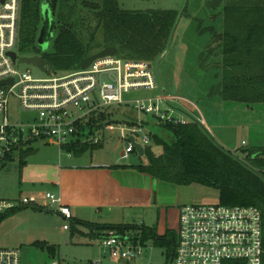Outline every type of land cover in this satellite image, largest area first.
<instances>
[{"label":"rangeland","instance_id":"obj_1","mask_svg":"<svg viewBox=\"0 0 264 264\" xmlns=\"http://www.w3.org/2000/svg\"><path fill=\"white\" fill-rule=\"evenodd\" d=\"M117 1L126 10H173L180 13L164 52L153 62L158 89L131 91L124 95V99L135 100L165 95L170 101L169 106L185 115L186 120L197 122L217 146L234 158L243 160L244 163L246 160L243 149L258 147L264 149V104L246 105L223 101L217 93L210 91L211 87L220 82V69L216 65L220 62L221 56L199 58L210 39V33L206 29L213 26L217 32L222 30V16L219 14L221 9L209 8L207 5L210 0ZM48 18L54 23V27L51 37L46 39L44 46L41 49L38 46L41 54L52 52V38L57 34L61 22L57 14L54 16L48 14ZM70 22H73L72 30L89 51L102 45V28L98 27L92 11L79 8ZM199 24L201 32L206 30L201 34L197 32ZM216 52L219 50L216 49ZM200 59L207 60L209 67L206 70L201 68ZM16 68L20 71L28 70L33 78L48 77L29 64L17 62ZM65 73L54 69L53 76L61 77ZM132 107L133 104L129 103L131 110ZM115 111L117 110L111 108L105 113L110 112L112 114L110 120L121 123L124 118ZM27 115L14 97L8 99L7 117L10 122L19 123ZM105 120L108 121L107 118ZM152 125L149 129L145 128V132L148 130L159 132L155 121ZM95 135L102 139L101 145L92 152L87 150L82 156V161L86 162V159L89 161L93 154L106 162L114 163L117 160L123 165L140 164L142 159L136 154H131L127 160L121 158L125 143L115 133L96 132ZM150 145L156 154L162 153V147H156L157 145L153 143ZM30 147L34 152L25 158V164L20 163L19 152L12 153L10 158H3L0 163V199L18 200L26 197L36 203L34 206L21 208L1 220L0 247L17 249L20 264H92L97 261L100 264H124L103 253L98 236L100 231L96 228L81 223L64 222L50 211L44 199L46 183L36 187L32 192L25 190L27 185L20 176V169L25 165L46 163L49 160H55L57 163L58 157L66 164L69 161L67 156H72V153L58 149L49 141L38 140L31 143ZM77 158L73 156L71 160L79 163L80 159ZM134 178L140 176L137 174L127 176L126 181L130 186ZM149 180L145 178L147 186L141 188L142 192L134 191L133 197L125 199L128 205L125 209L113 212L108 220L114 223L111 225H145L155 227L159 235L176 234L179 227V206L219 202L218 191L210 187L200 184L173 186L162 182H156L154 186V180L151 179L150 183ZM80 218L85 221L92 220L87 217ZM64 224L69 230L62 229ZM121 234L136 237L138 231L129 230ZM4 242L9 244L4 245ZM164 255V248L155 246L150 250L148 260L152 264H164Z\"/></svg>","mask_w":264,"mask_h":264},{"label":"trees","instance_id":"obj_2","mask_svg":"<svg viewBox=\"0 0 264 264\" xmlns=\"http://www.w3.org/2000/svg\"><path fill=\"white\" fill-rule=\"evenodd\" d=\"M42 1L21 0L17 52L23 57L42 55L54 69L63 72L79 70L84 59L106 47H116L118 55L125 59L154 62L164 52L180 15L173 10H126L117 0H46L52 16L57 14L61 22L57 34L52 38V52L41 54L37 40L42 23L44 41L51 37L54 27L48 15H42ZM207 6L213 10L220 8L219 14L222 16L221 32H217L213 26L206 29L210 33V39L204 52L199 55V58L206 59L211 55L221 56L216 65L220 69V82L211 87L210 91L217 93L226 102L264 104V0H210ZM79 8L92 11L98 27L102 28V45L92 48L91 51L72 30L73 22L70 20ZM200 26L199 24L197 28L199 34L206 31L201 32ZM200 66L206 70L209 67L207 60L200 59ZM98 114L93 121L98 123L96 128L100 129L102 122L106 118L110 120L112 114L102 111ZM156 126L159 132L150 131L149 134L151 142L162 147V153L155 155L150 146L146 147V164L133 168L156 182L173 186L200 184L213 188L218 191V203L224 206L257 208L262 217L264 249V149H243L246 160L244 163L217 146L195 121L183 125L168 123ZM99 147L100 145L76 144L65 147L64 150L79 157L87 150L92 152ZM18 152L20 163L25 164V158L34 150L27 148ZM12 153L14 150L4 158H10ZM19 209L21 208L0 215V222ZM73 222L96 228L100 233L106 229H116L121 233L137 230L138 235L132 237L135 243L153 242L155 246L164 248L169 257H172L176 246L175 233L159 235L155 227L98 226ZM52 250L53 248L50 249ZM224 264L244 263L226 261Z\"/></svg>","mask_w":264,"mask_h":264},{"label":"built area","instance_id":"obj_3","mask_svg":"<svg viewBox=\"0 0 264 264\" xmlns=\"http://www.w3.org/2000/svg\"><path fill=\"white\" fill-rule=\"evenodd\" d=\"M21 0H0V163L6 154L31 148L38 140L49 141L58 149L80 145H99L102 139L96 132L116 134L125 143L122 155L134 152L129 138L144 149L151 142L144 124L174 123L183 125L185 115L168 105L165 95L125 100L131 91L158 89L153 62L125 59L118 55L94 60L85 70L66 72L55 77L54 68L46 78L37 79L31 73L16 68L18 59L17 33ZM9 53L16 54L15 62ZM11 81V82H10ZM14 97L27 117L19 123L7 117L8 99ZM150 119L137 118L135 122L115 120L98 123V112L129 107ZM136 105V106H135ZM94 120V121H93ZM147 128V127H146ZM84 136V137H83ZM49 206H56L64 222H71L72 214L61 203L59 194L45 192ZM28 198L1 200L0 215L27 205ZM62 229L69 230L64 224ZM172 257L165 250L164 264H224L241 261L244 264H262V217L252 206H224L217 204H190L179 207V227ZM100 247L105 255L124 264H152L148 260L153 242L135 243L129 235L115 229L99 234ZM157 247V246H156ZM0 264H20L16 249L0 248ZM55 264V263H51ZM92 264H100L99 261Z\"/></svg>","mask_w":264,"mask_h":264},{"label":"crops","instance_id":"obj_4","mask_svg":"<svg viewBox=\"0 0 264 264\" xmlns=\"http://www.w3.org/2000/svg\"><path fill=\"white\" fill-rule=\"evenodd\" d=\"M132 110L129 107L117 109V114L121 118H124L121 123L135 122L137 118L145 119L134 108ZM144 126L149 129V126L153 125H149L148 123V125L144 124ZM148 132L150 131L148 130ZM149 146L151 149L150 144ZM151 151L153 154L159 155L153 149ZM131 154H136V152L128 154L127 157H123L121 154V158L127 160ZM82 156L77 158L80 159L79 163L71 160L73 155H68L69 161L66 164H63L58 157L57 163L55 160H49L46 163L39 162L25 165L20 172L21 180L27 185L25 190L32 192L36 187L46 183L45 192L52 191L59 194L61 203L69 207L72 214L71 222L79 221L98 226L114 224L108 221L113 212L121 208L125 209L128 206L125 199L133 197L134 191L142 192L141 188L147 186L145 178L149 180L150 177L133 168V166L145 165L146 160H140V164L123 165L117 162V160L114 163L103 161L93 154L89 161L86 159L85 162L82 161ZM135 174L139 175L140 178H134L130 186L126 178L131 175L135 176ZM150 180L149 183L151 182ZM155 185L156 181H154ZM34 205L36 203L27 205V207ZM49 207L51 212L60 217L56 206ZM80 217H87V219L92 220L85 221ZM8 244L9 242H4V245ZM0 248L13 249L7 247Z\"/></svg>","mask_w":264,"mask_h":264},{"label":"water","instance_id":"obj_5","mask_svg":"<svg viewBox=\"0 0 264 264\" xmlns=\"http://www.w3.org/2000/svg\"><path fill=\"white\" fill-rule=\"evenodd\" d=\"M2 1H4V0H2ZM41 12H42V15L44 17L48 14L52 15V12L49 9V6H48V3L46 2V0L42 1ZM37 44L40 47V49L45 44V41H44V24H43V28L40 31V35L38 37ZM117 53H118V50L116 47L103 48L99 52L87 57L86 59H84L80 65V68L82 70H85L94 60H97L99 58H104V57H112V56L116 55ZM9 56L11 57L12 61L15 62L16 54L15 53H9ZM18 61L20 63L32 65L33 67L39 69L41 72H46L49 74L51 71H53L52 65L48 61H46L42 55H35V56H31V57H21L18 59ZM1 84H4V81L0 82V85ZM129 141L132 143L134 151L136 152L137 156L139 158H141L143 161H145V156H144L145 149L140 144L136 143L132 137L129 138Z\"/></svg>","mask_w":264,"mask_h":264}]
</instances>
